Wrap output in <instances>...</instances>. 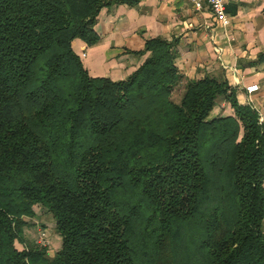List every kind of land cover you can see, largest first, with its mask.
<instances>
[{
  "label": "trees",
  "instance_id": "obj_1",
  "mask_svg": "<svg viewBox=\"0 0 264 264\" xmlns=\"http://www.w3.org/2000/svg\"><path fill=\"white\" fill-rule=\"evenodd\" d=\"M135 1L0 0V264H264L258 111L209 76L175 101L173 41L147 40L121 80L72 46ZM221 100L232 112L211 117ZM35 206L56 251L24 236Z\"/></svg>",
  "mask_w": 264,
  "mask_h": 264
},
{
  "label": "crops",
  "instance_id": "obj_2",
  "mask_svg": "<svg viewBox=\"0 0 264 264\" xmlns=\"http://www.w3.org/2000/svg\"><path fill=\"white\" fill-rule=\"evenodd\" d=\"M226 11L231 18L228 28L209 8L198 11L188 0L122 2L100 11L95 24L100 37L97 43L87 45L77 38L72 46L91 76L121 80L148 56L138 54L147 40L161 37L173 41L175 64L183 75L182 90L186 80L206 76L225 80L235 88L240 103L251 102L264 117V62L258 61V54L264 51V0H230ZM252 84L259 88L248 93L245 88ZM231 112L229 103L221 100L210 116ZM27 221L26 239L37 241L39 227H43L50 250L60 247L53 217L45 208L35 206L34 216Z\"/></svg>",
  "mask_w": 264,
  "mask_h": 264
},
{
  "label": "built area",
  "instance_id": "obj_3",
  "mask_svg": "<svg viewBox=\"0 0 264 264\" xmlns=\"http://www.w3.org/2000/svg\"><path fill=\"white\" fill-rule=\"evenodd\" d=\"M194 9L200 11L203 8L207 7L210 9L212 14L216 17V19L220 22V24L224 28H228L231 24V18L226 11V5L230 0H188ZM259 86L257 84H252L246 86V91L248 93H252L258 90ZM252 107L253 105L249 102ZM254 108V107H253ZM259 122L264 123V117L259 114ZM38 243L41 245H48V237L47 232L45 230H41L38 236Z\"/></svg>",
  "mask_w": 264,
  "mask_h": 264
},
{
  "label": "rangeland",
  "instance_id": "obj_4",
  "mask_svg": "<svg viewBox=\"0 0 264 264\" xmlns=\"http://www.w3.org/2000/svg\"><path fill=\"white\" fill-rule=\"evenodd\" d=\"M182 93H183V90H182V87H178V88H176V90L174 91V93H173V99L175 100V101H179L180 100V98H181V96H182ZM26 220H28V217H26L25 218ZM40 228V230H39V232L41 231V230H45V229H42L41 227H39ZM38 228V229H39ZM46 231V230H45ZM47 232V231H46ZM48 246H50V244H49V239H48ZM55 247H51V250L52 251H56V249H54ZM50 249V248H49Z\"/></svg>",
  "mask_w": 264,
  "mask_h": 264
}]
</instances>
